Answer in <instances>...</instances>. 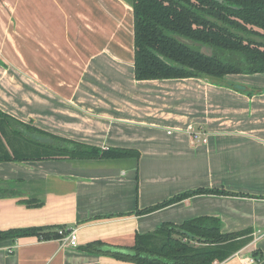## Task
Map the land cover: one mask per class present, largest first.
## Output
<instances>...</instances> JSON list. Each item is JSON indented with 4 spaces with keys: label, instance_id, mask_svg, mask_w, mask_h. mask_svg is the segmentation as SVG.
<instances>
[{
    "label": "crops",
    "instance_id": "0c3cea01",
    "mask_svg": "<svg viewBox=\"0 0 264 264\" xmlns=\"http://www.w3.org/2000/svg\"><path fill=\"white\" fill-rule=\"evenodd\" d=\"M127 7L132 13L129 0H0V110L61 137L139 152L0 162V230L77 233L76 246L1 239L0 264H135L85 246L126 248L136 233L199 216L218 218L223 233L251 231L219 264H264V73L137 80ZM188 124L202 132L194 142ZM197 188L237 195L194 194L136 212ZM254 249L263 258L249 263Z\"/></svg>",
    "mask_w": 264,
    "mask_h": 264
},
{
    "label": "trees",
    "instance_id": "16d2710c",
    "mask_svg": "<svg viewBox=\"0 0 264 264\" xmlns=\"http://www.w3.org/2000/svg\"><path fill=\"white\" fill-rule=\"evenodd\" d=\"M130 5L135 79L204 77L222 82L227 74L264 73V0H130ZM256 90L243 91L250 94ZM138 157L135 149L88 145L44 131L0 110V162ZM200 193L237 195L217 188L190 189L136 212H151ZM23 202L27 206L40 204L35 200ZM59 228L64 233L69 229L11 228L0 230V240L26 235H35L39 240L59 239ZM251 239L249 229L223 233L218 218L199 216L179 224L162 222L152 231L136 233L132 245L126 248L100 241L88 243L85 248L103 249L113 258L135 264H211L224 261ZM250 254L257 262L263 258L258 249Z\"/></svg>",
    "mask_w": 264,
    "mask_h": 264
},
{
    "label": "built area",
    "instance_id": "2783aa9c",
    "mask_svg": "<svg viewBox=\"0 0 264 264\" xmlns=\"http://www.w3.org/2000/svg\"><path fill=\"white\" fill-rule=\"evenodd\" d=\"M185 131L189 135L191 142H194L202 134V132L200 130L194 129V127L191 124H188L186 126ZM205 141H206V138L203 137L202 138V142H205ZM68 228L69 229H68L67 233H64V229L63 228H59V229L56 230L57 233L60 235L58 240H60L65 245L76 246L77 245L76 229L74 227H68ZM247 260L249 261V263L257 262L251 256L249 258H247ZM211 264H219V262L215 260Z\"/></svg>",
    "mask_w": 264,
    "mask_h": 264
},
{
    "label": "water",
    "instance_id": "95a60500",
    "mask_svg": "<svg viewBox=\"0 0 264 264\" xmlns=\"http://www.w3.org/2000/svg\"><path fill=\"white\" fill-rule=\"evenodd\" d=\"M179 40L180 41H182V42H184V43H186V44H191L192 42L190 41V40H188V39H184V38H179ZM228 84H230L229 82H228ZM231 85H233L235 88H238V89H247V87H243L242 85H235V84H231Z\"/></svg>",
    "mask_w": 264,
    "mask_h": 264
},
{
    "label": "rangeland",
    "instance_id": "374dc122",
    "mask_svg": "<svg viewBox=\"0 0 264 264\" xmlns=\"http://www.w3.org/2000/svg\"><path fill=\"white\" fill-rule=\"evenodd\" d=\"M125 14H126V19H128V21L131 23L132 13L131 10L128 9V7L126 8Z\"/></svg>",
    "mask_w": 264,
    "mask_h": 264
}]
</instances>
